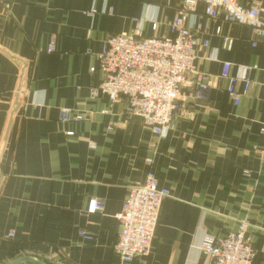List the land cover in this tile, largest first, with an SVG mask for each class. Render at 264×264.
I'll return each instance as SVG.
<instances>
[{
    "label": "crops",
    "instance_id": "crops-1",
    "mask_svg": "<svg viewBox=\"0 0 264 264\" xmlns=\"http://www.w3.org/2000/svg\"><path fill=\"white\" fill-rule=\"evenodd\" d=\"M237 2L259 8L264 23V0ZM180 7L181 0H0V264L28 255L50 264H205L204 235L225 237L243 219L254 264H264V42L249 27L206 18L197 4L186 24L200 25L197 38L208 45L195 49L180 110L159 141L124 114V100L90 94L102 79L106 37H171ZM223 62L237 78L253 69L238 106L220 78ZM202 74L208 90L197 99ZM61 108L83 119L62 123ZM150 172L169 196L149 253L121 263L116 215L127 188ZM91 200L103 210L89 211Z\"/></svg>",
    "mask_w": 264,
    "mask_h": 264
},
{
    "label": "built area",
    "instance_id": "built-area-1",
    "mask_svg": "<svg viewBox=\"0 0 264 264\" xmlns=\"http://www.w3.org/2000/svg\"><path fill=\"white\" fill-rule=\"evenodd\" d=\"M198 3L203 5L206 18H222L228 23L247 26L256 38L264 42V23L259 8L242 7L237 0H181V7L169 24L171 37L136 39L125 34L110 35L105 38L98 55L102 79L90 89V94H101L111 104L124 100V114L139 118L156 141L167 135L180 110L187 75L194 73L195 49L208 45L207 41L200 42L197 38L200 25L194 29L186 24ZM231 44V39H224L225 49H230ZM49 51H53V45ZM208 58L212 60L213 56ZM221 66L220 78L227 82L225 91L232 103L238 106L248 91V73L253 69L245 67L244 75L237 78L230 74L229 63L223 62ZM93 71L90 69V72ZM239 83L243 85L241 92L236 89ZM207 90L208 77L198 75L195 98H205ZM20 92L21 89L16 94ZM59 119L68 123L80 122L83 117L71 109L61 108ZM146 162L151 164L152 157ZM246 176H249L248 173ZM168 196L166 189L158 187L151 172L142 184L127 188L121 210L116 215L119 230L113 245L121 263L149 253L160 205ZM88 210L101 212L103 205L99 200H91ZM250 227L243 219L236 231L225 237L204 235L200 250L206 257L205 264H254L256 250L247 234ZM78 235L85 240L90 239L84 231H79ZM8 236L12 237L13 233Z\"/></svg>",
    "mask_w": 264,
    "mask_h": 264
},
{
    "label": "water",
    "instance_id": "water-1",
    "mask_svg": "<svg viewBox=\"0 0 264 264\" xmlns=\"http://www.w3.org/2000/svg\"><path fill=\"white\" fill-rule=\"evenodd\" d=\"M17 61H19V60H17ZM24 69H25V67L22 64V70H21V73H20V86H22L24 78H25ZM17 107H18V103L16 102L15 105H14V109L12 111V114L17 110ZM10 123H11V119H9V123H8V127L7 128H9ZM25 261L33 262L35 264H50V263H52L50 261V259H46V258H44V259L41 258L40 259V258L28 255V256H23V257L16 258V259L10 261L8 264H17V263L25 262Z\"/></svg>",
    "mask_w": 264,
    "mask_h": 264
},
{
    "label": "rangeland",
    "instance_id": "rangeland-1",
    "mask_svg": "<svg viewBox=\"0 0 264 264\" xmlns=\"http://www.w3.org/2000/svg\"><path fill=\"white\" fill-rule=\"evenodd\" d=\"M16 96H17V97H16V100H17V99L19 98V94H16ZM17 101H18V100H17ZM260 152L263 153L264 151H260ZM246 173H248V172H246ZM247 223H248L249 226H251L250 223H249L248 221H247Z\"/></svg>",
    "mask_w": 264,
    "mask_h": 264
}]
</instances>
